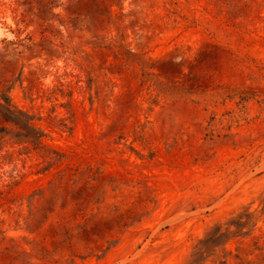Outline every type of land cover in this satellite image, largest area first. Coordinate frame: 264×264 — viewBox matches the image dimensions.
I'll return each mask as SVG.
<instances>
[{
	"label": "rangeland",
	"instance_id": "rangeland-1",
	"mask_svg": "<svg viewBox=\"0 0 264 264\" xmlns=\"http://www.w3.org/2000/svg\"><path fill=\"white\" fill-rule=\"evenodd\" d=\"M0 264H264V0H0Z\"/></svg>",
	"mask_w": 264,
	"mask_h": 264
},
{
	"label": "trees",
	"instance_id": "trees-1",
	"mask_svg": "<svg viewBox=\"0 0 264 264\" xmlns=\"http://www.w3.org/2000/svg\"><path fill=\"white\" fill-rule=\"evenodd\" d=\"M11 107L10 106V103H7V108ZM219 233L218 232H212L209 234V236L200 242V244L198 246H196V251L194 252L193 256H194V260L192 261L193 262H196L203 254L204 252V246L206 245V243L209 241V240H212V238H215V237H218Z\"/></svg>",
	"mask_w": 264,
	"mask_h": 264
}]
</instances>
